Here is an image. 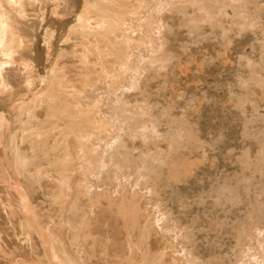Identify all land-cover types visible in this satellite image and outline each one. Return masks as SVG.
Returning <instances> with one entry per match:
<instances>
[{"label": "rangeland", "instance_id": "rangeland-1", "mask_svg": "<svg viewBox=\"0 0 264 264\" xmlns=\"http://www.w3.org/2000/svg\"><path fill=\"white\" fill-rule=\"evenodd\" d=\"M84 2L0 0V264H264V0Z\"/></svg>", "mask_w": 264, "mask_h": 264}, {"label": "bare ground", "instance_id": "bare-ground-1", "mask_svg": "<svg viewBox=\"0 0 264 264\" xmlns=\"http://www.w3.org/2000/svg\"><path fill=\"white\" fill-rule=\"evenodd\" d=\"M6 3H8V4H10V7L11 6H14V5H17V4H21L22 3V0H4ZM74 3H75V5H79V6H77V7H79V9H81L80 10V13H82L83 15V17H81L80 16V18H85L86 16H84V14H85V11L87 10V7L89 6H87L86 5V3L87 2H84V1H86V0H72ZM119 4H121V3H119ZM74 4H71V7L73 6ZM74 5V6H75ZM124 5V4H123ZM22 6V5H21ZM40 6V5H39ZM109 6V5H108ZM19 6H15V8H18ZM102 7V6H101ZM110 7V6H109ZM116 7V6H115ZM125 7H126V5H125ZM119 8V7H118ZM122 8V7H121ZM6 8H4V6L3 5H0V55L2 56V58L0 59V79H1V75H2V71H3V69H4V66L7 64V63H9V62H11L12 61V55H14V49H15V47L16 46H19L20 44H21V42H18L17 41V39H20L21 38V36H20V38H19V36L17 37V36H15V30L13 29V26L11 25V22H9V20H10V18H9V16L10 15H8V10H6V11H4ZM101 9V8H100ZM115 9V8H114ZM11 10H13V9H11ZM16 10V9H15ZM74 10H76L75 8L73 9V7H72V11H73V13H74ZM10 11V10H9ZM81 11H83V12H81ZM11 12H14V11H11ZM18 12V11H17ZM76 12V11H75ZM77 12H78V10H77ZM76 12V13H77ZM76 13L74 14L75 16H76ZM9 14H10V12H9ZM79 14V13H78ZM102 14V13H101ZM73 15V14H72ZM78 16V15H77ZM92 16V15H91ZM90 16V17H91ZM94 17H92V18H87L86 19V22L84 23V22H82L81 20H80V18L78 19L77 17H72V18H74L75 20L74 21H76L77 23L75 24L74 22H71V23H74L75 24V26H74V24L72 25L71 24V28H72V26H74V28H76L77 29V27L79 28V27H81L82 29H84V28H86V29H92V28H95L96 26L97 27H99V25H100V23H103L101 20V18L99 19V18H97L95 15H93ZM102 17V16H101ZM68 18V17H67ZM71 18V19H72ZM94 18L95 19H97L96 21L94 20ZM66 20V19H65ZM84 20V19H83ZM99 20H100V22H99ZM171 22H173V20L171 21ZM64 23H66V22H64ZM63 22L61 23V24H64ZM61 24H59V25H61ZM62 26V25H61ZM60 26V27H61ZM173 26H174V23H173ZM15 27V26H14ZM177 27V26H176ZM219 27V26H218ZM223 27V26H222ZM16 28V27H15ZM57 28V27H56ZM69 28V27H68ZM74 28H72V29H74ZM58 29V28H57ZM66 27L65 26H63V27H61V29L59 30V31H56L55 29H53V27L51 28V30H52V32H56L55 34L54 33H49L48 35H47V37H46V40H45V44L46 45H54V46H58L61 42L63 43V40H66L67 38H69L70 37V33H68V30H67V32H65L66 31ZM72 29H69V32H71V30ZM237 29V28H236ZM75 30V29H74ZM78 30V29H77ZM224 30V29H223ZM227 30V29H226ZM18 33V32H17ZM27 33V32H26ZM17 38V39H16ZM26 39V38H25ZM74 39V38H73ZM212 43H214V42H212ZM25 44V43H24ZM50 45V46H51ZM208 44H206V46H207ZM214 46H215V44H213ZM173 46V45H172ZM220 46H222V45H220ZM20 47V46H19ZM40 48V47H39ZM60 48V47H59ZM218 48V47H217ZM224 48V47H223ZM200 49V48H199ZM203 49V48H202ZM206 49V48H205ZM210 49V48H209ZM17 50V49H16ZM29 50V49H28ZM35 50V49H34ZM177 50V49H176ZM175 50V51H176ZM217 50V49H216ZM222 50V49H221ZM231 50V49H230ZM33 51V50H32ZM213 51V50H212ZM223 51H226V50H223ZM222 51V52H223ZM227 51H228V49H227ZM35 52V54H34V56L33 55H31V56H33L34 58H39L41 55L37 52V51H34ZM41 52V51H40ZM60 52V51H59ZM179 52V51H178ZM219 52V51H218ZM33 53V52H32ZM180 54H181V52H179ZM216 53V52H215ZM230 53V52H229ZM43 54V53H42ZM188 54V53H187ZM221 54V53H220ZM219 54V55H220ZM184 55V54H183ZM211 55V54H210ZM223 55V54H222ZM191 56V55H190ZM215 56V58H216V55H214ZM203 57V56H202ZM212 57V56H211ZM42 58V57H41ZM40 58V59H41ZM180 58V57H179ZM195 58V57H194ZM200 58V57H199ZM199 58H198V60H199ZM204 58V57H203ZM213 58V57H212ZM10 59H11V61H10ZM14 59V58H13ZM32 59V58H31ZM80 59V58H79ZM202 59V58H201ZM28 60H29V58H28ZM44 60V59H43ZM83 60V59H82ZM191 60H193V59H191ZM210 60V59H209ZM41 61V60H40ZM57 61V60H56ZM187 61H189V60H187ZM214 61V60H213ZM222 61V60H221ZM53 62V61H52ZM191 62V61H190ZM189 62V63H190ZM194 63H196V62H194ZM218 63V62H217ZM221 63V62H220ZM201 64H203V63H201ZM213 64V63H212ZM211 64V62H210V65H212ZM214 65V64H213ZM53 66V65H52ZM85 66V65H84ZM206 66V65H205ZM208 66V65H207ZM63 67V66H62ZM196 67V66H195ZM200 67V66H199ZM63 68H65V67H63ZM187 68V67H186ZM189 68V67H188ZM79 69V68H78ZM177 69V68H176ZM195 69V68H194ZM202 69V68H201ZM53 72V71H52ZM81 72V71H80ZM195 74V73H194ZM196 76V75H195ZM206 77V76H205ZM78 78V77H77ZM71 81V80H70ZM203 81V80H202ZM207 82V81H206ZM171 83V82H170ZM210 83H212V82H210ZM195 84V83H194ZM193 84V85H194ZM56 85V84H55ZM1 80H0V88H1ZM213 86H215V85H213ZM222 86V85H221ZM53 87V86H52ZM224 87V86H223ZM174 88V87H173ZM194 88V87H193ZM210 89V88H209ZM223 89V88H222ZM1 90V89H0ZM217 90V89H216ZM200 91V90H199ZM224 91V90H223ZM211 92V91H210ZM217 93H218V91H216ZM211 93H213V92H211ZM216 93V94H217ZM221 93V92H220ZM224 93V92H223ZM0 94H1V92H0ZM196 94V93H195ZM204 94V93H203ZM207 94V93H206ZM191 95H194V93L193 94H191ZM212 95V94H211ZM214 95V94H213ZM222 95V94H221ZM229 95V94H228ZM2 96H0V98H1ZM196 97H197V95H196ZM223 97V96H222ZM226 98H227V96H225ZM188 98V97H187ZM199 98V97H198ZM213 98V97H212ZM220 98V97H219ZM190 99H192V98H190ZM200 99V98H199ZM201 99H202V97H201ZM222 99V98H221ZM230 99V98H229ZM193 100V99H192ZM209 100V99H208ZM231 101V100H230ZM2 102H3V98H2ZM195 102H197V101H195ZM202 102V101H201ZM218 102V101H217ZM221 102V101H220ZM199 103V102H198ZM215 103H216V101H215ZM173 104V103H172ZM190 104V103H189ZM192 104V103H191ZM202 104V103H201ZM198 105H200V103L198 104ZM191 106V105H190ZM193 106V105H192ZM201 106V105H200ZM199 106V107H200ZM232 106V105H231ZM222 107V106H221ZM189 108V107H188ZM197 109V108H196ZM199 109V108H198ZM212 109H213V107H212ZM168 111V110H167ZM198 111V110H197ZM200 111V110H199ZM52 114V113H51ZM50 114V115H51ZM55 115V114H54ZM57 117V116H56ZM55 119V118H54ZM200 122V121H199ZM227 122V121H226ZM195 124V123H194ZM22 126V125H21ZM21 128V127H20ZM74 129V128H73ZM238 129V128H237ZM218 130V129H217ZM224 131V130H223ZM244 131V130H243ZM231 131L229 130V133H230ZM236 132V131H235ZM234 132V133H235ZM226 133V132H225ZM233 133V134H234ZM237 133V132H236ZM235 133V134H236ZM82 134V133H81ZM220 134V133H219ZM218 133H217V135H219ZM246 134V133H245ZM221 137H222V135H221ZM243 137V136H242ZM247 139V138H246ZM243 142H244V140H243ZM223 144V143H222ZM248 145V144H247ZM14 146V145H13ZM16 148V147H15ZM175 148H177V147H175ZM231 148V147H230ZM11 150V149H10ZM236 150V149H235ZM238 150V149H237ZM243 150H245V149H243ZM17 151V150H16ZM231 151V150H230ZM11 152V151H10ZM227 152H229V151H227ZM239 152H241V151H239ZM16 153V152H15ZM241 153H244V152H241ZM222 155V154H221ZM4 157V156H3ZM241 157V156H240ZM199 158V157H198ZM233 158H234V156H233ZM213 159V158H212ZM215 160V159H214ZM234 160V159H233ZM192 162V161H191ZM229 162V161H228ZM235 162V161H234ZM194 163H196L197 165H201V166H204L205 168H207V169H209V170H212L213 172L214 171H218V170H223L224 168V164H223V162L222 161H194ZM237 163H239V162H237ZM183 163H181V165H182ZM189 164V163H188ZM191 164V163H190ZM243 164V163H242ZM187 165V164H186ZM193 165V164H192ZM192 165H190V167L192 166ZM240 165V164H239ZM175 166V165H174ZM178 166V165H177ZM242 167V166H241ZM246 167V166H245ZM197 167H195V169H196ZM185 169H186V167H185ZM241 169V168H240ZM189 170V169H188ZM174 171V170H173ZM187 172H189V171H184L183 173H187ZM173 173V172H172ZM181 174H183L182 172H180ZM194 173V172H193ZM229 173V172H228ZM233 173V172H232ZM239 174V173H238ZM204 175V174H203ZM219 175V174H218ZM177 176H178V174H177ZM190 176H192L191 174H190ZM207 176V175H206ZM209 176V175H208ZM169 177V176H168ZM193 177V176H192ZM205 178H207V177H205ZM176 180V179H175ZM199 181V180H198ZM201 181V180H200ZM179 182V181H178ZM40 183V182H39ZM202 183V182H201ZM261 184V183H260ZM224 186V185H223ZM162 188V187H161ZM227 188V187H226ZM160 189V188H159ZM241 200V199H240ZM243 200V199H242ZM207 205V204H206ZM205 205V206H206ZM122 207H124V206H122ZM125 208V207H124ZM216 208V207H215ZM133 213V212H132ZM128 214V213H127ZM132 215V214H131ZM205 215V214H204ZM124 216H125V214H124ZM129 216V215H128ZM132 221V220H131ZM123 222V221H122ZM124 224H126V223H124ZM136 225V224H135ZM133 226V225H132ZM141 226V225H140ZM144 229V228H143ZM145 230V229H144ZM16 231V230H15ZM130 233V232H129ZM144 243V242H143ZM151 246V245H150ZM145 247V246H144ZM155 250V249H154ZM146 251V250H145ZM68 253H69V251H68Z\"/></svg>", "mask_w": 264, "mask_h": 264}]
</instances>
